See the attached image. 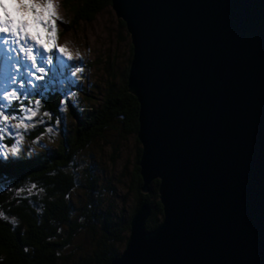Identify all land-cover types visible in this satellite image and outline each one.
<instances>
[{
	"label": "water",
	"instance_id": "obj_1",
	"mask_svg": "<svg viewBox=\"0 0 264 264\" xmlns=\"http://www.w3.org/2000/svg\"><path fill=\"white\" fill-rule=\"evenodd\" d=\"M132 57L142 192L110 264H264V0H111Z\"/></svg>",
	"mask_w": 264,
	"mask_h": 264
},
{
	"label": "trees",
	"instance_id": "obj_2",
	"mask_svg": "<svg viewBox=\"0 0 264 264\" xmlns=\"http://www.w3.org/2000/svg\"><path fill=\"white\" fill-rule=\"evenodd\" d=\"M65 6L74 28L94 21L111 8V0H78ZM118 24L128 38L124 23L118 20ZM129 50L130 64L131 45ZM129 64L119 81L107 82L91 111L80 115L72 110L75 126L54 150L31 158L0 156V264H110L124 250L130 220L143 204L151 208L146 229L161 223L158 181L151 183L148 193L141 190L139 105L127 88ZM49 93L42 109L56 121L63 97L60 92ZM113 135L133 136L138 146L128 190L133 199L130 215L123 210L117 214L110 202L115 192L100 185L98 162L89 151L99 142L111 145L108 137Z\"/></svg>",
	"mask_w": 264,
	"mask_h": 264
},
{
	"label": "rangeland",
	"instance_id": "obj_3",
	"mask_svg": "<svg viewBox=\"0 0 264 264\" xmlns=\"http://www.w3.org/2000/svg\"><path fill=\"white\" fill-rule=\"evenodd\" d=\"M54 2L60 18L57 21V43L67 47L72 53L73 60L70 63L82 66L84 71L77 73L75 77L71 76V72L75 71L74 68L57 72L54 77L49 72L45 80L34 81V83L43 86L37 91H43L44 87L49 92H60L62 89L70 88V91L75 93L72 98L75 107L68 106L63 113L62 122L57 125L52 117L49 119L43 115L44 111L41 106L34 124L30 122L32 126L23 134V142L19 145L20 151L17 155L7 153L3 147L4 145L11 146L12 139H4L0 142V151H4L11 157L31 158L34 155L54 150L62 136L69 134L75 126L76 118L72 110H76L80 115L91 111L101 99L107 82L119 81L129 64L130 39L126 38L125 32L119 27L118 19L111 8L98 14L94 21L80 23L71 28L72 17L65 4L72 6L77 4L78 0H54ZM77 53L82 59L77 58ZM73 80L76 84H69V81ZM35 99H40V97L36 96ZM25 104H27L26 100ZM14 107L17 106L14 105ZM11 123L15 124L16 121H11ZM48 127L53 128L52 134L47 133ZM108 139L111 145L99 142L89 151L94 154L98 162L100 185L108 186L115 192L110 202L115 204L117 214L118 211L123 210L125 215H130L133 199L128 190L138 146L133 136L119 139L113 135ZM107 194L108 192H106V197H109Z\"/></svg>",
	"mask_w": 264,
	"mask_h": 264
},
{
	"label": "snow or ice",
	"instance_id": "obj_4",
	"mask_svg": "<svg viewBox=\"0 0 264 264\" xmlns=\"http://www.w3.org/2000/svg\"><path fill=\"white\" fill-rule=\"evenodd\" d=\"M59 19L54 0H0V142L13 140L11 146H3L13 156L20 151L23 134L34 124L42 101L46 102L50 95L46 87L37 91L43 86L34 81L45 80L49 72L54 77L57 72L74 68L71 76L75 77L84 71L82 66L70 63L72 53L57 43ZM60 95L63 98L58 105L61 115L56 119L57 125L66 108L75 107V93L70 88L60 90ZM43 115L51 119L52 113L46 111ZM46 131L52 134L54 130L48 127ZM4 154L0 151V156Z\"/></svg>",
	"mask_w": 264,
	"mask_h": 264
}]
</instances>
